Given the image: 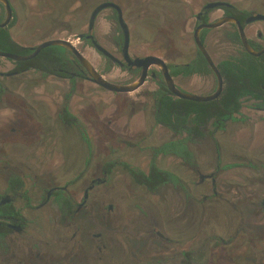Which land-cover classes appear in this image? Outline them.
Wrapping results in <instances>:
<instances>
[{
    "label": "flooded vegetation",
    "instance_id": "af4514ba",
    "mask_svg": "<svg viewBox=\"0 0 264 264\" xmlns=\"http://www.w3.org/2000/svg\"><path fill=\"white\" fill-rule=\"evenodd\" d=\"M80 1L61 0L65 10L57 24L40 44L29 46L13 37L18 14L9 0L13 17L5 28L28 51L14 55L29 56L46 41L67 40L108 83L120 87L141 78L143 68L136 60L158 57L179 90L211 96L218 79L195 41L201 25L233 18L251 48L264 50V19L247 23L264 17V2L259 10L248 11L233 0H202L191 33L195 50L178 62V33L185 32L188 22L181 19L188 8L184 0H134L129 6L96 0L86 10L85 32L73 40L53 38L58 27H67L68 15L83 11V1L70 11ZM103 3L121 9L129 31L127 55L116 9L100 11L90 28L92 13ZM211 3L223 5L206 9ZM107 11L109 30L99 34V18ZM0 14L1 24L6 19L1 2ZM213 30H220L216 42L232 50L218 61L207 43ZM200 40L221 74L224 91L219 65L248 54L239 25L228 21L203 28ZM143 41L147 53H135L133 47L145 45ZM84 47L104 61L103 71L87 58ZM63 49L67 57L53 72L50 59L21 65L43 50L25 61L0 56L10 65L0 68V264H264V89L261 98L244 99L233 118L209 122L203 138L194 131L179 134L156 121V95L166 86L159 66L149 67L144 84L134 92L110 91L94 83L74 54ZM199 57L206 65L192 75H172L173 66ZM252 57L264 64V54ZM113 72L123 81L107 77ZM178 80L201 90L186 91ZM199 81L212 86L201 87ZM52 84L59 91H51ZM86 84L112 94L111 106L101 112L95 96L79 93ZM68 139L76 151L67 147ZM180 141L186 149L181 150ZM257 145L262 150L254 153Z\"/></svg>",
    "mask_w": 264,
    "mask_h": 264
},
{
    "label": "rangeland",
    "instance_id": "374dc122",
    "mask_svg": "<svg viewBox=\"0 0 264 264\" xmlns=\"http://www.w3.org/2000/svg\"><path fill=\"white\" fill-rule=\"evenodd\" d=\"M66 1V0H64ZM83 1V11L81 12H73L66 17L68 21L65 26L59 28V31L53 38H70L75 39L74 35L80 34L81 32H85L87 30V25L89 22V12L87 13L86 10L91 9L96 0H81ZM81 1L70 10H75ZM123 5H130L134 0H118ZM188 5L187 11L183 13L181 16L182 20H186L187 22V29L184 33H178V52L175 54L177 61L182 62L188 60L192 57L193 52L195 50V46L193 43L192 31L195 24V14L199 11L200 7L203 5L202 0H184ZM206 1V0H205ZM210 1V0H208ZM236 2L241 8L252 11V10H259L260 7L263 5L262 3L264 0H233ZM14 4L17 14H18V21L15 27L12 29V34L15 40L23 43L25 45L34 46L38 45L42 41V35L53 25L57 24V20L59 19L60 12L62 13L65 10V3H62L61 0H12ZM81 5V4H80ZM79 5V6H80ZM135 9V7L132 6ZM138 11V9H136ZM145 12V10H144ZM108 11L104 12L101 15L98 21V32L99 34H104L109 30V24L106 20L108 15ZM137 26H142V24H137ZM257 26H260L257 24ZM137 30L138 29L137 27ZM135 31L137 34L139 32ZM135 33V34H136ZM136 34V35H137ZM140 35V34H139ZM220 37V30H213L210 32L207 38L208 46L211 52L214 55V58L218 61L220 58L226 56L225 54H229L232 51L226 45H220L216 42L217 39ZM145 45H136L133 47V51L135 53L146 54L147 53V46L146 43L143 41ZM159 44V43H157ZM160 45V44H159ZM83 51L87 58L101 71L104 70V61L96 55L92 49L84 47ZM174 56V57H175ZM10 65L7 62H3L0 60V68H7ZM108 78L114 81H123L124 76L120 75L117 72H113L107 75ZM53 81V80H52ZM198 82V81H197ZM200 82V81H199ZM205 85L206 87L210 88L212 86V82L208 84L207 82H200V85ZM178 85L186 91H198L201 88H195L190 84L188 80H178ZM201 85V87H202ZM149 88V85L141 90V93L144 92ZM204 88V87H203ZM207 89V88H206ZM199 90V91H200ZM51 91H59V86L57 84H52ZM88 94L90 96H95L96 100L99 101V109L101 112L109 106H111V102L114 96L107 91L100 90L94 86H90L86 84V86L79 89V93ZM115 99V98H114ZM71 140H66V145L71 149L74 147L76 151V147L71 145ZM75 144V143H74ZM76 145V144H75ZM261 145H257L254 148V153L261 151Z\"/></svg>",
    "mask_w": 264,
    "mask_h": 264
},
{
    "label": "trees",
    "instance_id": "16d2710c",
    "mask_svg": "<svg viewBox=\"0 0 264 264\" xmlns=\"http://www.w3.org/2000/svg\"><path fill=\"white\" fill-rule=\"evenodd\" d=\"M0 14V22L3 20ZM0 51L13 54H28L16 42L13 41L9 29H0ZM67 51L61 47H49L42 51L41 55L33 61L22 63L23 68L35 65V62L42 59L51 60L52 72L59 63H64ZM263 61V59H262ZM206 65L202 57H199L191 64L180 67H172V75L190 76L200 65ZM196 66V69H195ZM219 69L225 79V88L217 100L209 102H193L177 99L167 90L165 85H161L156 95V121L164 126L173 129L179 134H191L204 137L203 129L212 120L216 124L233 118L239 113L244 99H259L260 92L264 89V64L260 59H256L248 54H242L241 58H231L221 62ZM207 72V70H206ZM264 100V97L261 98ZM195 124V128H190ZM187 141V139H186ZM167 145L166 147H172ZM181 150L186 149L183 141H180ZM165 150V148H163ZM181 154V153H180Z\"/></svg>",
    "mask_w": 264,
    "mask_h": 264
},
{
    "label": "water",
    "instance_id": "95a60500",
    "mask_svg": "<svg viewBox=\"0 0 264 264\" xmlns=\"http://www.w3.org/2000/svg\"><path fill=\"white\" fill-rule=\"evenodd\" d=\"M0 2L4 5L5 10H6V19L3 23L0 24V28H5L8 26V24L10 23L12 17H13V10L10 6L9 0H0ZM223 5L222 3H211L209 5L206 6V9H210V8H216L218 6ZM105 8H114L118 11L119 13V21L121 23V26L124 30L125 33V38H126V44H125V49H124V53L127 55V48H128V38H129V31H128V27L127 25L124 23L123 21V17H122V12L121 9L114 3H103L100 6H98L94 12L92 13L91 16V20H90V28L92 29L93 27V23L95 21L96 16L98 15V13L100 11H102ZM200 18V16H198ZM264 19L263 16H254L251 17L247 20V23L256 21V20H262ZM235 22L239 25V31H240V37L244 46V49L246 50V52L252 56L258 57L261 56L262 54H264V50L263 51H255L251 48V46L249 45L246 36L244 34L243 28L241 27L240 23L238 21H236L233 18H229V19H223L215 24H209V25H201L195 33V41L196 44L198 46V48L200 49V51L202 52L203 56L205 57V59L207 60L208 64L211 66L212 70L215 72L217 79H218V90L214 95L211 96H198V95H194V94H190V93H186L183 92L181 90H179L176 85L175 82L172 78V76L169 73V69L167 67V65L165 64V62L158 58V57H147L144 59H138L135 61V65L142 67L143 68V73L141 78L139 79L138 82H136L133 85L127 86V87H120V86H115L112 85L110 83H108L94 68L93 66L77 51V49L73 46V44L70 41L67 40H49L46 41L44 43H42L40 46H38L35 49V52L29 56H18V55H14V54H9V53H4V52H0V56L1 57H5V58H9L12 60H16V61H25V60H30L34 57H36L41 50L47 48V47H51V46H59V47H63L66 48L68 50H70L74 56L76 57V59L85 67V69L87 70L88 74L91 77V80L98 84L101 85L102 87L110 90V91H116V92H134L135 90H137L138 88H140L144 82L145 79L147 77V71L149 69L150 66L152 65H157L161 68L162 72H163V76L165 79V84L167 89L177 98L179 99H184V100H189V101H195V102H208L211 100H214L216 98H218L220 96V94L223 91V79L221 77V74L218 70V68L214 65L213 61L211 60V58L209 57L207 51L205 50L204 46L202 45V42L200 40V31L203 28H214L217 26L222 25L225 22Z\"/></svg>",
    "mask_w": 264,
    "mask_h": 264
}]
</instances>
